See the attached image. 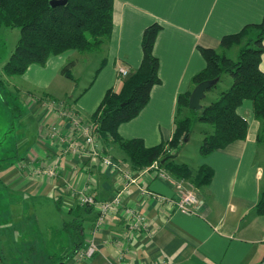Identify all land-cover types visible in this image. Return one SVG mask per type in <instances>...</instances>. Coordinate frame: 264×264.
I'll return each mask as SVG.
<instances>
[{"label":"crops","instance_id":"0c3cea01","mask_svg":"<svg viewBox=\"0 0 264 264\" xmlns=\"http://www.w3.org/2000/svg\"><path fill=\"white\" fill-rule=\"evenodd\" d=\"M263 18L264 0H114L113 27L102 50L53 55L44 65L30 64L19 75L18 89L25 106L22 117L29 125L26 133L32 137L23 154L3 171V182L13 192L41 198L66 212L58 229L76 217L82 225V248L90 243L96 246L91 258L78 259L77 253L69 255L72 235L58 230L52 233L51 249L44 251L41 261L264 264V215L255 212L264 177V143L256 139L261 124L254 117L250 99H244L236 109L248 122L246 137L191 160L194 167L205 164L213 169L210 183L196 188L200 201L193 213L175 208V187L152 172L125 186L123 170L135 168L116 143L105 145L99 140L101 151L97 155L87 156L83 151L89 116L107 89L119 87V67H126L130 74L139 67L146 26L154 22L161 25L153 47L160 83L152 86L149 101L140 112L120 123L117 130L122 138H139L150 147L171 138L178 96L193 89V76L206 65L199 47L219 50L224 35ZM262 43L264 47V38ZM237 48L234 45L229 50ZM95 58L97 65L104 60L103 64L89 82L79 84L85 72L83 64L89 66ZM69 61L70 70L79 67L75 80L61 72ZM259 67L264 72V51ZM207 94L205 100L214 98ZM52 128L56 131L53 136ZM176 155L177 162L190 161ZM104 156L117 166H105ZM51 169L53 174L48 172ZM81 190L98 201L121 191V204L96 226L99 208L80 205L75 195ZM126 209L143 213L145 226L129 231Z\"/></svg>","mask_w":264,"mask_h":264},{"label":"trees","instance_id":"16d2710c","mask_svg":"<svg viewBox=\"0 0 264 264\" xmlns=\"http://www.w3.org/2000/svg\"><path fill=\"white\" fill-rule=\"evenodd\" d=\"M113 6L114 0H66L58 5H51L50 0H0V27L19 29L15 46L2 66L3 74L22 75L30 64L44 65L50 56L70 50L79 53L102 50L111 35ZM160 29L157 22L144 28L139 67L127 78L121 76L118 88L106 90L89 121L98 140L105 145L116 143L133 168L140 169L158 161L172 176L196 189L210 183L213 169L202 164L193 171L194 166L175 161L176 154L172 153L183 146L195 123L201 125L197 127L203 136L198 154L204 157L246 137L248 122L236 109L244 99H250L254 117L261 124L256 139L264 143V72L259 67L264 51V18L259 23L246 24L239 31L224 35L219 50L199 47L206 65L193 76V87L208 79L218 78L219 82L224 74H229L232 82L198 110L188 107L191 90L179 94L171 138L147 147L139 138H122L117 129L120 123L131 120L140 112L149 101L152 86L160 83L159 60L153 53ZM234 45L238 48L231 57L229 49ZM71 65L70 61L66 63L61 72L75 80ZM163 158L165 161L161 163ZM78 209L76 206V212ZM255 212L264 215V177L260 181ZM63 228L73 237L69 252L72 256L83 247L82 225L73 217Z\"/></svg>","mask_w":264,"mask_h":264},{"label":"rangeland","instance_id":"374dc122","mask_svg":"<svg viewBox=\"0 0 264 264\" xmlns=\"http://www.w3.org/2000/svg\"><path fill=\"white\" fill-rule=\"evenodd\" d=\"M18 37V28L0 27V79L2 80L0 85V264H51V259L47 258L45 262L40 259L45 255L44 251L51 249L52 233L56 234L58 230L65 231L63 228L65 222L59 229L57 226L63 222L64 217L66 218V212H60L54 204L41 198H29L13 192L2 179L3 171L23 154L25 145L31 142L32 137L31 133H26L30 131L29 125H25L22 117L25 114V106L18 89L19 76H6L2 71V66ZM234 52L235 50H231L228 55L235 56ZM95 55L99 57V53ZM96 60L98 58H95L89 66L87 62L81 63L85 67V72L83 71L79 84H86L91 80L100 66L96 64ZM78 69V66L71 69L73 76H77ZM231 82L232 77L229 74L222 75L216 86L207 91V96L215 97L218 91L226 89ZM204 101L207 100L203 99L201 103ZM206 103L208 101L204 104ZM197 127L200 125L195 123L191 136L182 146L183 149L172 151L177 154L176 157L190 159L185 162L190 167L193 165L191 160H195L199 155L198 147L202 138ZM179 151H181L180 155ZM194 169L195 167H192L193 171ZM181 186L184 189L191 188L190 191L195 192L192 190L195 189L193 185L182 182ZM196 194L200 199L197 190ZM42 252L44 253L41 254Z\"/></svg>","mask_w":264,"mask_h":264},{"label":"built area","instance_id":"2783aa9c","mask_svg":"<svg viewBox=\"0 0 264 264\" xmlns=\"http://www.w3.org/2000/svg\"><path fill=\"white\" fill-rule=\"evenodd\" d=\"M119 73L120 76L126 77L129 73V70L124 67H119ZM55 129L52 128L51 135L53 136L55 134ZM84 154L89 155H97L101 151L100 148V142L98 138L93 133V126L90 124L89 126L84 128ZM102 163L105 166L111 167V166H117V164L107 156H104L102 159ZM50 174H53V170L48 171ZM124 182L125 186L128 183H136L138 179L148 174L149 172H152L155 176H160L167 181H169L176 189L177 191V199H172V204L175 208L193 213L195 210V206L199 203L200 199L196 194V189H193L195 192L190 191L189 189H184L181 185L182 182H184L181 179H177L174 176H172L166 169L161 167V165L158 163V161H154L149 166L140 168V169H124ZM189 184V183H187ZM191 185V184H190ZM192 186V185H191ZM76 200L80 205L84 206H91V205H97L99 208V214L98 219L96 222V226H99L102 224V222L105 220V218L110 215L113 210L116 207H119L121 204V191H119L117 194H115L112 198L98 201L95 196L88 191H79L76 193ZM126 219H127V228L129 231H135L141 229L143 226H145V215L141 212L126 209ZM96 251V246L93 243L88 244L86 247L81 248L77 252V258L78 259H89L91 258ZM141 264H153L149 262H144Z\"/></svg>","mask_w":264,"mask_h":264},{"label":"water","instance_id":"95a60500","mask_svg":"<svg viewBox=\"0 0 264 264\" xmlns=\"http://www.w3.org/2000/svg\"><path fill=\"white\" fill-rule=\"evenodd\" d=\"M66 0H50L51 5H58V4H64ZM218 81V78L215 79H208L199 82L196 84L193 89L190 92L189 99H188V107L190 109H201L202 104L201 101L205 98L206 92L209 88L214 86ZM186 141V139H185ZM165 161V158L161 160V163Z\"/></svg>","mask_w":264,"mask_h":264}]
</instances>
